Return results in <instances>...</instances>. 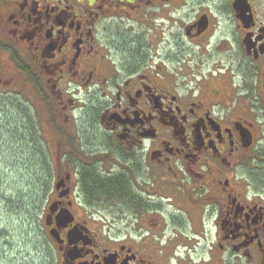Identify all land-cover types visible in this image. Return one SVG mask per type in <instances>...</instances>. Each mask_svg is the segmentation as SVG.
Wrapping results in <instances>:
<instances>
[{
  "label": "flooded vegetation",
  "instance_id": "1",
  "mask_svg": "<svg viewBox=\"0 0 264 264\" xmlns=\"http://www.w3.org/2000/svg\"><path fill=\"white\" fill-rule=\"evenodd\" d=\"M3 93L46 109V264H264V0H0Z\"/></svg>",
  "mask_w": 264,
  "mask_h": 264
},
{
  "label": "rangeland",
  "instance_id": "2",
  "mask_svg": "<svg viewBox=\"0 0 264 264\" xmlns=\"http://www.w3.org/2000/svg\"><path fill=\"white\" fill-rule=\"evenodd\" d=\"M40 103L0 95V264H46L47 260L42 218L53 184L44 180L38 153L44 142L50 149L53 139L44 128L46 109ZM24 116L31 118L37 132L34 145ZM48 167L47 175L52 177L54 166Z\"/></svg>",
  "mask_w": 264,
  "mask_h": 264
},
{
  "label": "trees",
  "instance_id": "3",
  "mask_svg": "<svg viewBox=\"0 0 264 264\" xmlns=\"http://www.w3.org/2000/svg\"><path fill=\"white\" fill-rule=\"evenodd\" d=\"M24 119H26L27 120V123L28 124H30V125H28V132H29V135H30V137L32 138L31 140H32V145H34V138H35V136H37V132L35 131V127L34 126H32L31 125V118H29L28 116L26 117V116H24L23 117ZM31 120V121H30ZM30 121V122H29ZM36 146V145H35ZM39 154V153H38ZM40 165H41V167L43 168V172H44V180H45V182H47V177H46V174L49 172V167L48 166H44L43 164H41L40 163ZM44 186H46L45 184L43 185V187Z\"/></svg>",
  "mask_w": 264,
  "mask_h": 264
}]
</instances>
